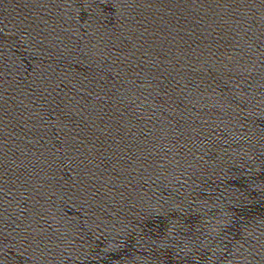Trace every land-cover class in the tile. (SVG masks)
Segmentation results:
<instances>
[{"label":"water","instance_id":"1","mask_svg":"<svg viewBox=\"0 0 264 264\" xmlns=\"http://www.w3.org/2000/svg\"><path fill=\"white\" fill-rule=\"evenodd\" d=\"M0 264H264V0H0Z\"/></svg>","mask_w":264,"mask_h":264}]
</instances>
